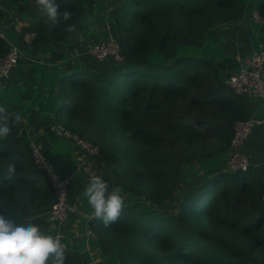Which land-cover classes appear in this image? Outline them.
Wrapping results in <instances>:
<instances>
[{
  "label": "trees",
  "instance_id": "1",
  "mask_svg": "<svg viewBox=\"0 0 264 264\" xmlns=\"http://www.w3.org/2000/svg\"><path fill=\"white\" fill-rule=\"evenodd\" d=\"M100 1L104 12L93 8V0H57L70 11L54 20L40 7L33 41L26 44L21 35L15 42L32 54L40 40L52 48L51 61L62 71L55 119L65 115L58 123L89 134L99 145L93 157L110 190L118 186L148 200L124 206L107 226L91 220L95 236L88 238L103 254L116 252V264H264L263 176L253 167L201 175L186 169L193 159L213 156L217 144L226 149L234 122L250 117L246 96L226 84L232 74L220 62L228 53L207 42L221 24L243 20L247 0ZM258 9L264 16V0ZM87 19L90 32L84 31L82 41ZM68 22L75 27L67 28ZM96 34L99 40L92 39ZM112 35L121 45V60L73 56L76 44ZM9 47L0 35V58ZM10 107L0 104L12 127L0 138V211L43 227L56 191L35 163L27 128ZM36 118L29 119L32 128ZM110 139L120 151L106 147ZM84 260L65 249L64 264Z\"/></svg>",
  "mask_w": 264,
  "mask_h": 264
},
{
  "label": "crops",
  "instance_id": "2",
  "mask_svg": "<svg viewBox=\"0 0 264 264\" xmlns=\"http://www.w3.org/2000/svg\"><path fill=\"white\" fill-rule=\"evenodd\" d=\"M256 1L247 0V7L251 8ZM38 8H40V5L35 0H0V10L2 12L0 14V35L6 38L9 43H15L16 41L13 42L3 32V29H14L17 41L18 37L22 35L25 43L30 44L39 27L40 13ZM15 22L19 23L17 27L14 25ZM248 22L252 38L257 46L264 40V20L255 22L250 19L249 15ZM8 34L9 37L13 36L11 32ZM104 38L101 37L100 39ZM210 39L207 40L210 49L228 53V58L226 59L225 55V58L221 60V66L225 67L226 71H231V74L236 73L241 68L242 58L251 51V42L247 32L242 27V21L221 24ZM36 50L38 53L32 54V50L23 49L24 56L21 58L19 65L9 77L0 80V94H2L5 102L3 106L6 108V106L10 107L12 105L10 109L18 113L20 118L25 117L29 120L32 116L46 120V124L41 127L46 130L50 126L52 133L50 137H44L42 134L45 132L39 130L41 132L42 150L60 172L72 176L70 200L78 208L77 212L88 216L94 212L84 194L87 186L86 180L87 178L90 180V177L94 175L103 176V166L99 167L92 156L85 164H81L82 153L77 145L66 138L57 136L53 132V127L57 125V123H53L55 112L61 106L60 101L56 102V95L61 91L60 76L62 73L60 72L62 71L59 68V62L51 61L52 48L45 45L43 40L36 42ZM246 102L250 109L249 116L264 114V109L258 99L246 97ZM43 105L46 108L43 109ZM64 119L65 115H62V120ZM29 126H32V124L29 123ZM25 127L27 128L28 124L25 123ZM65 140L70 142V148L63 147ZM62 141L64 142L62 143ZM245 151L251 158L257 159L252 161L254 163L253 168L256 173L264 178V126H258L254 129L246 142ZM84 204H86V208H83ZM76 213L71 214L68 220ZM72 228L73 226L67 225L64 227V231L71 232Z\"/></svg>",
  "mask_w": 264,
  "mask_h": 264
},
{
  "label": "built area",
  "instance_id": "3",
  "mask_svg": "<svg viewBox=\"0 0 264 264\" xmlns=\"http://www.w3.org/2000/svg\"><path fill=\"white\" fill-rule=\"evenodd\" d=\"M250 19L255 22H262L264 17L260 11L255 8L250 14ZM84 47L76 44L73 47V56L90 55L93 58L104 61L109 56L121 60V45L112 36L104 41L84 42ZM256 46V45H255ZM24 56L23 49L18 43H10L7 52L0 58V80L11 75L12 71L19 65L21 58ZM247 68H240L239 71L232 74L226 81V84L238 95L247 98L258 99L264 109V40L261 41L255 49V53L247 60ZM258 126H264V114L252 115L246 119L236 120L233 124V135L230 141V151L227 161V172L248 171L253 167V162L245 151V145ZM53 132L57 136L66 138L80 149L82 153L81 164H85L89 157L100 154V147L85 136H81L67 128L64 124H57L53 127ZM30 148L37 166L43 170L56 191V200L49 210V221L55 226H62L70 217L76 213L78 208L70 200V185L72 176L60 172L49 157L43 152L39 144L31 139ZM264 205V193L262 196ZM95 219L94 213L87 216V222ZM86 237L93 235L92 229L83 230ZM65 248L64 235L60 230L53 233Z\"/></svg>",
  "mask_w": 264,
  "mask_h": 264
},
{
  "label": "clouds",
  "instance_id": "4",
  "mask_svg": "<svg viewBox=\"0 0 264 264\" xmlns=\"http://www.w3.org/2000/svg\"><path fill=\"white\" fill-rule=\"evenodd\" d=\"M42 14L50 20L57 16L67 17L69 9L59 8L57 0H38ZM66 27L75 25L68 22ZM13 119L18 120L19 117ZM12 131L10 118L0 109V138ZM14 171V165H9ZM84 194L94 215L105 226L114 222L120 215L124 199L121 189H109L108 181L102 175L90 177ZM65 249L62 242L54 235L41 229L30 219L17 218L10 212L0 211V264H64Z\"/></svg>",
  "mask_w": 264,
  "mask_h": 264
},
{
  "label": "rangeland",
  "instance_id": "5",
  "mask_svg": "<svg viewBox=\"0 0 264 264\" xmlns=\"http://www.w3.org/2000/svg\"><path fill=\"white\" fill-rule=\"evenodd\" d=\"M86 1H87V3H90L91 0H86ZM93 1H94V7L93 8L95 9V5H98L99 7H98L97 11H101V9H102L104 12V9L102 8L103 4L101 3V1L100 0H93ZM94 9L92 10L93 12H94ZM87 22H89L88 19H87L86 23L84 24L83 31L79 35L80 38H82V41L84 39H86L83 35L84 31L87 30L88 32H90L89 27L85 28V25L88 24ZM18 24H19L18 22L14 23V25L16 27L18 26ZM93 30L95 31V29H93ZM3 32L7 35L8 38L13 40V42L16 41V34L13 30L11 31L10 29H3ZM10 32L13 33L12 37H9L8 33H10ZM96 33H98L97 28H96ZM105 36H107V35H105L103 33V31L100 30L98 33V37L101 38V37H105ZM98 37L96 34V36L93 37L92 39L99 40ZM67 56L71 57L70 51L67 54ZM6 96H8V95H6ZM251 99H254V98H251ZM0 104H1V106H3L5 104V102L3 101V98H2V94H0ZM3 108H5V107L3 106ZM21 119H22L24 126H25V123L28 124L27 132H28L29 139L32 138V139L36 140V142L39 144V146L41 148H43V146L40 142L41 132L39 130H42L45 132L44 134H42L44 137H46V136L50 137V135L52 133L50 130V126L48 128H46V130L41 127L43 124H46V120L36 118L35 121L33 122L35 125V128H32L33 125L29 126V120L27 118L23 117ZM64 121H65V119L63 121H58L54 117L53 123H58V122L64 123ZM48 132H49V134H48ZM83 135L87 138H89V136H90L87 133H85ZM63 142L64 141H62V143ZM68 142L69 141L65 140V142L63 143L64 148H66V147L70 148V146H69L70 142L69 143ZM118 145H119V143L115 139H110L106 143V147L109 150L120 151L118 148ZM215 150H217L216 153L211 157H202L201 159H193V161H191L189 163V165L186 166V169L189 172L197 171L198 175L205 174L206 170L207 171H213V172H215V171L227 172V161H228V157H229L230 145L226 149H224V148H222L221 144H217ZM190 153H191V150H189V154ZM251 159H252V161L257 160V159H253V158H251ZM86 183L87 184L89 183L88 178L86 180ZM121 194H122L123 199H124L123 207L124 206L138 207L140 205L148 203L147 202L148 200L146 198L136 197V196H133V195H131L125 191H122V190H121ZM83 208H86V204L83 205ZM48 212L49 211L44 213V216L46 217V223L44 224L43 227H41V229L46 231V232H49L50 234H52L53 232H55L57 230H60L63 233L64 239H65V248L64 249L69 250V251H77L78 253H81L85 257V260L82 264H116L117 263L116 252H112L113 254H110V252H104L103 251L104 252V254H103L101 252V248L97 245V243H95L92 239L90 240L89 238L84 237L83 230L86 228H89V229L91 228V226L87 222V216H84V215L80 214L79 212H77L68 221H66L62 226L55 227L53 224L47 222V213ZM12 214L15 215V213H12ZM15 216H17V218L19 217V215H15ZM23 218L29 219V217H23ZM96 218L97 217H95V219ZM67 225L73 226V228H72L73 231L72 230H71V232L64 231V227H66ZM92 232H93L92 237H94L95 234H94L93 229H92Z\"/></svg>",
  "mask_w": 264,
  "mask_h": 264
},
{
  "label": "water",
  "instance_id": "6",
  "mask_svg": "<svg viewBox=\"0 0 264 264\" xmlns=\"http://www.w3.org/2000/svg\"><path fill=\"white\" fill-rule=\"evenodd\" d=\"M259 1H263V0H257L250 9H248L246 11V13L244 14L243 16V20H242V27L243 29L247 32L248 34V37H249V40L251 42V51L250 53H248L247 55H245L242 60H241V67L242 68H247L248 65H247V59H249L251 56L254 55L255 53V49H256V46H255V43H254V40L252 38V35H251V32H250V28H249V22H248V17L249 15L252 13V11L256 8L257 6V3ZM72 45V44H71Z\"/></svg>",
  "mask_w": 264,
  "mask_h": 264
},
{
  "label": "bare ground",
  "instance_id": "7",
  "mask_svg": "<svg viewBox=\"0 0 264 264\" xmlns=\"http://www.w3.org/2000/svg\"><path fill=\"white\" fill-rule=\"evenodd\" d=\"M64 79H66V78H64Z\"/></svg>",
  "mask_w": 264,
  "mask_h": 264
}]
</instances>
